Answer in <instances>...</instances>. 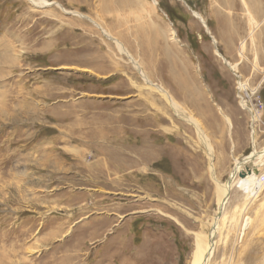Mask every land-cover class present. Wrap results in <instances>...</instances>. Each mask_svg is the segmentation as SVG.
I'll use <instances>...</instances> for the list:
<instances>
[{
    "label": "rangeland",
    "instance_id": "obj_1",
    "mask_svg": "<svg viewBox=\"0 0 264 264\" xmlns=\"http://www.w3.org/2000/svg\"><path fill=\"white\" fill-rule=\"evenodd\" d=\"M46 1L0 0V264H91L105 250L107 264H193L217 183L264 152L262 15L228 0ZM142 73L200 122L216 181L194 127ZM254 164L264 176V156ZM253 240L264 190L234 188L210 264H236L225 252L245 257Z\"/></svg>",
    "mask_w": 264,
    "mask_h": 264
},
{
    "label": "bare ground",
    "instance_id": "obj_2",
    "mask_svg": "<svg viewBox=\"0 0 264 264\" xmlns=\"http://www.w3.org/2000/svg\"><path fill=\"white\" fill-rule=\"evenodd\" d=\"M31 2L34 3V4H37L40 7H48V6H51V5L54 4V3L52 4V3H50V2H48L46 0H38V1L31 0ZM64 11L66 12V10H64ZM68 13H70V12H68ZM71 13L74 14L75 16H80V17L83 16V15H80V14H78L76 12H71ZM202 22L205 23L204 20H202ZM251 22H252V25L255 26L254 18L251 19ZM94 24L97 26V28L99 27L102 30V32H103V34H104V36L106 38L114 41L117 44V46H118V48L120 49L121 52H124L125 54H127L130 57V60L132 61L133 65L135 67H137V68L140 67L139 65H137V62L134 61L135 59L133 60L134 57L131 58L132 55L130 56L128 54L126 49H124V47H122L121 43L117 39L113 38L109 33H107L105 30H103L101 28V26L99 24H97L96 22H94ZM253 28H255V27H253ZM218 55L221 56L220 54H218ZM240 55L242 57L243 53L240 52ZM222 60L230 67L231 70H234L235 68H237L236 65L234 66L227 59L223 58ZM140 74H141V72H140ZM146 76H145L144 73H142V77H143V79H145V82L147 83L148 87L150 89H152L153 91H157L164 99H166V101L168 102V104L171 107V109L175 112V114L180 116L185 122H187L189 125H192L194 127V129L196 130V132L198 134L199 146L203 147L204 151L208 155L209 169H210V172H211L212 179L214 181H216L215 171H214L215 170L214 169L215 165L212 162L213 161L212 160V153H214V151L212 150V146H211V144H210V142L208 140V136L205 134L204 128L202 127V125L200 124V122L198 120H195L193 117H191L189 114L185 113V111L182 110V108L178 105L176 100L169 94V92L166 89H164L162 86H159L157 84H153L152 82L149 81V79L146 78ZM245 88H246L245 84L239 83V89L240 90L241 89H245ZM254 120H256V119L254 118ZM227 121H228L229 127H231V124H230L229 120H227ZM155 124H157V123H155ZM253 138H254V135H253ZM263 156H264V152H262L260 156L259 155L257 156V153L253 152L252 154H250L249 156H247V157H245V158H243L241 160L240 159L239 160L238 159L235 160V167H234L233 171L230 174L229 180L226 183L221 184V185L219 183H217L218 186L220 187V196H219V200H218V209H217L216 214H215L216 217H215V219H214V221H213V223L211 225V232L208 235H206V236L197 237V247H196V250L194 252L193 264H210L211 263L210 260H211V258L213 256L214 251H215V243H216L215 235H216V232L218 230V223H219V220L221 219V217L223 216L224 211L226 210V206L229 203V200H230L231 193H232L233 189L234 188H239L241 191H243L244 193L248 194L250 198H255V199H257L259 193L264 190V185L261 186V187H258L256 189V186L258 185L262 175L258 176L257 167L254 166L255 165L254 164L255 160H257V159H259V158H261ZM135 159H136L137 162H135V161H133V162H135V163H138V162L139 163H143L142 159H140V158H135ZM214 160H215V158H214ZM245 166H248L247 170L249 168H250V170L247 172V175L244 178H242L240 180H237L238 174L240 173V171ZM249 204H250V202H249ZM247 223H248V219H246L245 223L242 226V230H241L242 233L241 234H243V232L246 231L247 226H248ZM96 232L97 233H92L94 241L95 240H99L101 238V235H100V232L98 231V229H97ZM97 242H100V240L97 241ZM123 245H125V244H123ZM124 248H126V247L124 246ZM109 253L110 252H108L107 250H105L102 253V255L99 254L98 252L92 253L91 264H107V261H108V258H109L108 257ZM121 264H125V263H121Z\"/></svg>",
    "mask_w": 264,
    "mask_h": 264
},
{
    "label": "crops",
    "instance_id": "obj_3",
    "mask_svg": "<svg viewBox=\"0 0 264 264\" xmlns=\"http://www.w3.org/2000/svg\"><path fill=\"white\" fill-rule=\"evenodd\" d=\"M229 2H227L225 4L226 8H230V10L232 12L238 11V13H245L246 12H250L253 14H257V15H262V18H259V21H262V19H264V0H228ZM226 2V1H225ZM248 7V11L246 9V5ZM240 7L239 10H236V7ZM261 37H264V30L261 32L260 34ZM93 59H96L95 57H93ZM40 148L38 149H42V146H39ZM45 154H49V155H44L43 157L45 158H49L51 157L50 153H45ZM57 162V161H56ZM55 167L50 166L49 168ZM54 172V170H51ZM92 187L95 186V181H91ZM58 201V200H57ZM79 222V221H78ZM91 222V220L89 221V223ZM94 222L91 224V228L93 227ZM59 231L61 230L60 227L57 228ZM252 234V233H251ZM91 236V233H90ZM250 238L252 237L249 236ZM233 243V242H232ZM264 242H255L254 240L251 241L248 244L247 250L245 251L246 256L245 257H238L237 253L232 251V248L234 245L230 246V251H226L225 253L228 254V256H226L225 258L228 259H233L234 262H236V264H264ZM243 247V248H246ZM249 252V253H248ZM239 253V252H238ZM244 254V253H243Z\"/></svg>",
    "mask_w": 264,
    "mask_h": 264
},
{
    "label": "built area",
    "instance_id": "obj_4",
    "mask_svg": "<svg viewBox=\"0 0 264 264\" xmlns=\"http://www.w3.org/2000/svg\"><path fill=\"white\" fill-rule=\"evenodd\" d=\"M263 185H264V176L261 177V179H260L258 185L256 186V189H257L258 187L263 186Z\"/></svg>",
    "mask_w": 264,
    "mask_h": 264
},
{
    "label": "water",
    "instance_id": "obj_5",
    "mask_svg": "<svg viewBox=\"0 0 264 264\" xmlns=\"http://www.w3.org/2000/svg\"><path fill=\"white\" fill-rule=\"evenodd\" d=\"M246 176V173H244V172H242L241 174H240V177H245Z\"/></svg>",
    "mask_w": 264,
    "mask_h": 264
}]
</instances>
